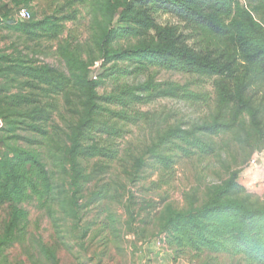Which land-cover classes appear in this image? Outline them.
<instances>
[{"label": "trees", "instance_id": "obj_1", "mask_svg": "<svg viewBox=\"0 0 264 264\" xmlns=\"http://www.w3.org/2000/svg\"><path fill=\"white\" fill-rule=\"evenodd\" d=\"M33 1L13 0V7L5 6V13L0 12L3 25L27 40L51 38L58 28L54 16L38 20L28 9L30 20L11 18L14 9L29 7ZM84 1L91 17L90 47L97 56L85 60L79 49L60 45L58 54L66 67L61 71L38 65L22 52H0V204L8 205L0 233V264H8L5 252L25 238L29 218L25 204L38 202L53 220L57 205L76 219L84 188L93 181L81 168L82 161L115 160L119 154L93 142L94 137L123 138L128 125L152 123L151 141L134 159L129 174L134 183L144 179L149 162L170 169L178 153L210 156L215 153L214 137L239 134L247 124L264 138V0H244L246 5L240 0ZM160 14L176 18L191 34L185 35L179 26L159 24ZM99 60L104 61L102 70L93 80L91 67ZM150 68L215 79L216 99L209 117L191 128L161 129L154 127L151 114L135 111L164 98L202 99L173 84L147 80L99 93L109 78L142 74ZM54 95L64 96L77 117L64 136L45 129L53 112L42 99ZM22 133L42 138L40 145L49 149V158L67 175L68 184L57 186L42 153L19 145L36 142ZM243 193L230 178L208 187L201 206L195 196L185 210L167 204L159 216L165 244L175 251L225 253L242 256L248 264H264V205L252 203ZM107 197L100 192L91 202ZM42 250L58 264L54 248L42 246Z\"/></svg>", "mask_w": 264, "mask_h": 264}, {"label": "rangeland", "instance_id": "obj_2", "mask_svg": "<svg viewBox=\"0 0 264 264\" xmlns=\"http://www.w3.org/2000/svg\"><path fill=\"white\" fill-rule=\"evenodd\" d=\"M73 1L34 0L29 7L21 5L38 20L54 16L58 28L51 38L31 41L6 25H0V52L16 55L22 52L24 56L36 60L38 65H48L61 71H66V67L58 54L60 45L70 44L79 49L85 60L97 56L90 47L89 4L84 0ZM240 1L246 5L244 0ZM5 6L13 7V0H0V12L5 13ZM158 23L179 26L185 35L191 34L183 23L170 15L160 14ZM120 67L125 65L120 64ZM117 77V80H105L99 93H110L115 85L154 80L184 87L202 97L198 101L164 98L137 106L135 111L151 114V118L155 119L154 127L164 129L181 125L191 128L206 120L214 110L216 89L213 78L160 68ZM261 91L264 93V85ZM42 103L53 112L45 129L64 136L77 121L64 96L54 95L42 99ZM151 125L147 122L128 125V133L123 138L94 137L93 142L110 147L119 154L115 160L96 158L82 161L81 168L93 176V181L84 188L83 198L76 209V219L67 216L57 205L54 206L53 220L38 202L25 204L29 214L25 238L7 249V263L54 264L42 250V246H46L55 249L58 264H248L242 256L207 251L197 253L190 249L175 251L168 244L159 246V216L167 204L178 210L187 209L194 196L198 198L197 206H201L208 187L230 178L241 185L243 197L254 204L264 205V138L251 131L247 124L239 134L214 137L215 153L210 156L178 153L170 169L159 168L149 162L143 170L144 179L134 183L129 174L134 159L151 141ZM22 134L36 142L31 145L22 141L19 145L40 151L55 184L64 186L69 181L68 177L49 158V149L40 145L42 138ZM100 192L108 197L91 202L94 194ZM7 214L8 205L0 204L1 234Z\"/></svg>", "mask_w": 264, "mask_h": 264}, {"label": "built area", "instance_id": "obj_3", "mask_svg": "<svg viewBox=\"0 0 264 264\" xmlns=\"http://www.w3.org/2000/svg\"><path fill=\"white\" fill-rule=\"evenodd\" d=\"M11 18L14 19L15 21H28L31 19V12L24 8H18L14 9L13 13L11 14ZM4 19L0 15V25H3ZM103 60H99L94 63V65L91 67V72H90V77L93 80H96L98 78L99 73H101L102 66H103ZM2 121L0 119V128L2 127ZM165 236L162 235L161 238L158 241V245H165Z\"/></svg>", "mask_w": 264, "mask_h": 264}]
</instances>
